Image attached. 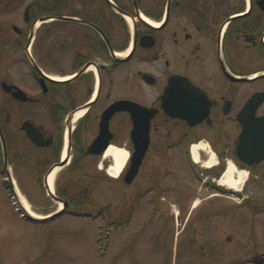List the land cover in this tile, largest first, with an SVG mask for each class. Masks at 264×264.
<instances>
[{"label":"flooded vegetation","instance_id":"af4514ba","mask_svg":"<svg viewBox=\"0 0 264 264\" xmlns=\"http://www.w3.org/2000/svg\"><path fill=\"white\" fill-rule=\"evenodd\" d=\"M259 92L264 0H0V177L7 190L17 194L22 176L50 195L47 180L59 168L53 193L67 201L61 213H72L90 187L85 170L112 163L104 157L111 145H124L130 158L135 150L131 110L106 116L119 101L140 105L149 145L136 238H151L157 221L167 220L176 233L188 231L192 261L196 252L202 264L224 256L213 218L226 223L229 210L212 204L213 194L196 204L197 182L233 192L222 182L230 162L255 177L264 167L256 156L253 164L237 156L241 117L252 116L256 129V116L264 115V101L246 112ZM199 96L205 104L198 111ZM202 135L213 167L205 166L203 150L198 161L192 156ZM61 172L73 175L62 181ZM102 176L98 170L92 180ZM245 204L256 211V201Z\"/></svg>","mask_w":264,"mask_h":264},{"label":"rangeland","instance_id":"374dc122","mask_svg":"<svg viewBox=\"0 0 264 264\" xmlns=\"http://www.w3.org/2000/svg\"><path fill=\"white\" fill-rule=\"evenodd\" d=\"M208 141L209 138L202 135L195 143L203 142L209 149ZM207 149L203 148L204 163L211 159ZM110 165L111 162L105 168H87L84 183H89L90 187L83 192L80 205L74 207L72 213L61 214L44 223L24 218L15 200L22 194L31 209L42 216L56 213L58 200L22 176L16 177L21 186L15 199L0 177V264H202L198 252L193 261L188 257V231L176 233L167 220L157 221L151 238H136L146 212L140 197L145 170L141 168L129 185L120 180L128 164L119 177L108 172ZM98 170L105 176L92 180ZM247 171V179L239 190L242 195L235 190L220 194L206 189L200 181L196 184L198 197L195 202L201 199L210 202L209 196L213 194L212 204L229 207L224 216L226 223L219 216L213 218V238L225 240L224 245L219 246L224 256L217 259L213 255L212 264H264V167L256 169V177L249 169ZM72 175L61 172L60 178L66 181ZM248 199L256 201V211L245 204ZM128 210L132 218L125 224ZM197 213L198 209L191 211V221ZM220 222L224 223L225 231L219 227ZM223 253L218 251V255ZM251 258L256 261L248 260Z\"/></svg>","mask_w":264,"mask_h":264},{"label":"water","instance_id":"95a60500","mask_svg":"<svg viewBox=\"0 0 264 264\" xmlns=\"http://www.w3.org/2000/svg\"><path fill=\"white\" fill-rule=\"evenodd\" d=\"M256 101V109L257 107L264 101V92L256 93L247 103L246 112L249 109V107ZM198 108L197 110H203V106L205 104V96H199L197 100ZM138 105V104H137ZM124 102L119 101L117 102L112 110L110 111V114L106 116V121L109 119V116L112 115L116 110L129 108L132 112V117L134 120V128L132 131L133 140L135 142V150L131 156L130 163L128 166V169L124 175V182L126 184H131L133 180L136 178L140 171V167L142 165L144 156L146 154V151L148 149L149 145V139L143 138V112H141V108L133 105L135 108L126 107ZM243 120V131L240 134L239 138V144L237 147V156L243 161L248 162V164H253L255 156H256V165L260 164L262 161H264V115L256 116V129L254 127V119L252 116L245 115L244 117H241ZM24 128L27 129V132L29 136L36 140V136L34 134V130L29 127V125H24ZM104 136V129H102L100 136L95 140V142L90 146V150L94 149L98 143L101 140V137ZM256 139V144H255ZM107 143V141H106ZM106 143L103 147L96 149L94 152L101 153L106 148ZM52 196L57 199L58 201L62 202L65 205H67V201L57 197L54 193H52ZM18 197V196H17ZM24 214L27 216L28 219H31L34 222L37 223H43L50 221L57 216L61 214V212H56L50 216H44V217H35L28 213L25 209Z\"/></svg>","mask_w":264,"mask_h":264},{"label":"bare ground","instance_id":"6f19581e","mask_svg":"<svg viewBox=\"0 0 264 264\" xmlns=\"http://www.w3.org/2000/svg\"><path fill=\"white\" fill-rule=\"evenodd\" d=\"M207 147L205 143H195L193 145V156L196 161L200 159V153L203 148ZM104 157L110 158L112 160L111 165L108 168V172L113 175L114 177H119L121 173L126 168V165L130 158V151L125 147L111 145L105 152ZM215 165V159L212 157L208 162H206V167H213ZM59 168H55L48 177V187L53 193V189L55 188V183L57 179ZM248 172L246 170H240L237 166L230 162L228 168L226 169L222 182L227 185L231 189L240 190L241 186L243 185L244 181L247 179ZM17 189V187H16ZM18 191V190H17ZM20 202L23 208L35 217H44L42 215L36 214L30 207L29 203L27 202L26 198L24 199L22 194H20ZM22 197V198H21ZM60 203V201H58ZM198 203V201L196 202ZM62 206V203L59 204V209Z\"/></svg>","mask_w":264,"mask_h":264}]
</instances>
